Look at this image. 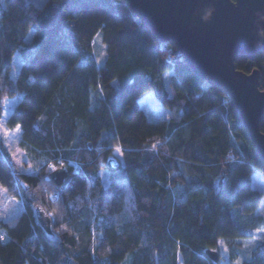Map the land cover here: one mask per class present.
Instances as JSON below:
<instances>
[{
	"label": "trees",
	"instance_id": "16d2710c",
	"mask_svg": "<svg viewBox=\"0 0 264 264\" xmlns=\"http://www.w3.org/2000/svg\"><path fill=\"white\" fill-rule=\"evenodd\" d=\"M38 1L0 7V116L4 99L20 93L6 124L20 126L34 166L18 170L0 141V185L23 205L0 220L8 236L0 264H219L205 250L221 238L236 260L239 238L250 236L238 217L253 219L262 193L251 174L264 175V162L228 95L124 0ZM99 30L106 57L97 67L89 50ZM20 47L29 58L11 78ZM234 62L243 72L257 68L264 90V52ZM150 88L167 119L150 121L140 108L137 97ZM93 89L99 99L91 108ZM113 157L118 165L109 169ZM59 167L68 173L62 185L50 178ZM36 206L49 215L50 232ZM241 264H264V243Z\"/></svg>",
	"mask_w": 264,
	"mask_h": 264
},
{
	"label": "water",
	"instance_id": "95a60500",
	"mask_svg": "<svg viewBox=\"0 0 264 264\" xmlns=\"http://www.w3.org/2000/svg\"><path fill=\"white\" fill-rule=\"evenodd\" d=\"M160 41H172L192 71L218 86L231 100L236 116L259 157L264 162V90L260 72H243L235 66V55L264 52V0H124ZM106 165L114 169L118 160ZM67 170L56 168L50 178L62 185ZM38 223L50 232V217L36 206ZM213 262L220 259L214 248L205 250Z\"/></svg>",
	"mask_w": 264,
	"mask_h": 264
},
{
	"label": "rangeland",
	"instance_id": "374dc122",
	"mask_svg": "<svg viewBox=\"0 0 264 264\" xmlns=\"http://www.w3.org/2000/svg\"><path fill=\"white\" fill-rule=\"evenodd\" d=\"M27 1H37V3L41 2L38 0ZM1 6L2 8L6 7L4 0H0V7ZM31 33L32 30L30 29L25 36V40L30 38ZM25 50L26 49L20 47L13 53L11 66L8 71L9 77L15 78L22 62L29 58ZM89 55L95 59L97 67H100L104 63L106 57L105 43L102 40V33L100 30L95 33L93 39L91 40ZM163 79L165 86H167L169 81L168 74H164ZM20 96V93H16L14 96L4 99V105L0 116V141L2 142L4 151L10 156L16 168L22 172H31L34 169L33 163L26 152L20 147L19 143L21 138L20 126L18 124L15 126H8L6 124L7 117L20 99ZM98 99L99 91L93 89L91 91V108L98 103ZM137 101L148 120L156 121L162 118H168V110L157 98L152 88L139 95L137 97ZM114 152L118 155L120 161H122L119 149H115ZM99 174L103 185L106 186L109 181L108 169H102ZM250 183L252 187L260 190L262 193L261 201L252 213V221L246 222L244 221V218L238 217V225L241 231L245 234H250V236L239 238L241 247L234 250V253L238 255L236 260L231 259L229 248L226 246L224 239H219L218 248H216L219 256H222V258L218 261L219 264H241L243 259H247L251 256V251L253 249L264 243V175L257 169L254 170L251 174ZM22 210L23 205L21 199L17 196L8 194L6 188L0 185V220H6L16 216L20 214ZM0 239L2 242L8 239L7 233L1 225Z\"/></svg>",
	"mask_w": 264,
	"mask_h": 264
}]
</instances>
